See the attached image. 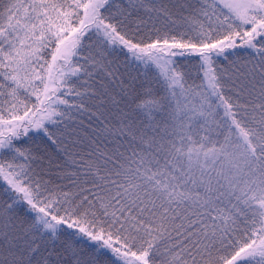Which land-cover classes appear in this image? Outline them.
<instances>
[{"label": "snow or ice", "instance_id": "1", "mask_svg": "<svg viewBox=\"0 0 264 264\" xmlns=\"http://www.w3.org/2000/svg\"><path fill=\"white\" fill-rule=\"evenodd\" d=\"M0 264H264V0H0Z\"/></svg>", "mask_w": 264, "mask_h": 264}]
</instances>
